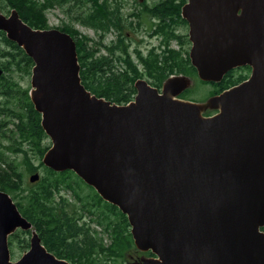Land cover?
Returning <instances> with one entry per match:
<instances>
[{"label": "water", "instance_id": "1", "mask_svg": "<svg viewBox=\"0 0 264 264\" xmlns=\"http://www.w3.org/2000/svg\"><path fill=\"white\" fill-rule=\"evenodd\" d=\"M180 12L201 81L241 66L249 76L203 101L179 97L187 75L160 89L138 78L118 104L81 83L69 33L32 28L14 8L0 30L33 61L29 96L50 141L42 164L73 171L126 215L134 246L152 254L136 264H264V0H186ZM16 229L30 231L29 248L12 261ZM0 264H71L3 190Z\"/></svg>", "mask_w": 264, "mask_h": 264}, {"label": "trees", "instance_id": "2", "mask_svg": "<svg viewBox=\"0 0 264 264\" xmlns=\"http://www.w3.org/2000/svg\"><path fill=\"white\" fill-rule=\"evenodd\" d=\"M186 0H156L136 2L127 14L120 4L108 0H0V12L14 8L19 17L32 28H52L46 11L68 6L71 19L90 27L96 39L84 35L71 22L56 27L69 33L76 45L81 83L91 93L118 104L132 100L134 81L146 78L150 85L160 88L173 74H184L202 84H210L209 96L247 78L250 68L242 66L227 71L217 83L201 81L190 64V42L181 27L187 22L181 17ZM143 15L148 16L149 36L159 38L143 54L139 44L131 49L132 39L125 30L135 31ZM112 40L106 42L108 34ZM175 42L177 47H172ZM135 53L137 62L132 54ZM32 59L0 30V190L11 195L20 213L31 223L46 249L71 264H99L106 260L123 264L124 254L135 250L126 215L115 205L103 200L73 171H53L45 167L41 157L50 141L40 125V114L30 100L28 85L22 83L31 73ZM196 85L185 89L180 97L194 99ZM212 111L207 110L206 114ZM1 139L8 142L4 144ZM11 153L20 154L21 161ZM33 158L38 159L35 165ZM42 168L40 178L24 183L25 174ZM88 188V189H87ZM63 191L70 192L67 197ZM91 216V219H87ZM78 220H82L79 224ZM96 221L108 233V245L89 222ZM264 230V227L262 228ZM29 230L17 229L8 237L12 245L27 250ZM24 250V251H25ZM146 254L151 253L145 252ZM109 264V263H108Z\"/></svg>", "mask_w": 264, "mask_h": 264}, {"label": "rangeland", "instance_id": "3", "mask_svg": "<svg viewBox=\"0 0 264 264\" xmlns=\"http://www.w3.org/2000/svg\"><path fill=\"white\" fill-rule=\"evenodd\" d=\"M110 3H114V4H120V10L122 13L127 14L130 10H132L134 8V6L136 5V2H139V0H108ZM147 2L149 4L153 3L156 0H144L143 2ZM68 6L59 8V7H55V8H51L49 10L46 11V17H47V23L50 27L52 28H56L57 26L60 27L63 23H68L71 22L74 27L76 29H78V31H80V33L87 35L93 39H96L97 34L93 31V29H91L90 27L84 26L79 24L78 22H75L74 20L71 19L70 15L73 14V12L69 13L67 10ZM4 13V12H2ZM142 26H137L135 31H130V30H125L126 32H128L129 37L132 39L131 42V49H133L134 47H136V44H139L138 47L140 48V50L142 51L143 54H146L147 49L152 46L157 44L159 38H157L156 36H149L148 34V25L150 23V19L148 18V16L143 15L141 18V22H140ZM181 31V33H186L188 31L187 26L186 27H181L179 29ZM114 37L113 33H110L106 36L105 41L108 42L110 40H112ZM172 47H177V44L175 42L171 43ZM190 46V45H189ZM133 60L136 62V57H135V53L132 54ZM146 79V78H145ZM191 86L190 88H193L194 85H196V94L193 95L194 99L196 101H203L206 98L209 97V90L211 89V85L210 84H202L198 81H194V79L191 78ZM22 83L24 85H28L30 87V75L28 76H24L22 79ZM1 142L4 144H7L8 142L6 141V139H1ZM12 157H14L17 161H21L22 157L20 154H16V153H11ZM33 163L35 165L38 164V159L33 158L32 159ZM37 172H39L40 176L43 174V170L42 168H39L37 170ZM30 174H25L24 176V183L26 184H30V182L28 181V176ZM88 189V188H87ZM64 194L67 197H71L70 192L68 191H63ZM11 196V195H10ZM98 231V228L95 227ZM13 248V254L11 253V260L15 261L17 260L21 254L24 252L25 249L20 248L16 242H14V244L12 245ZM140 256H143L142 253L138 252L137 250H131L130 252H126L124 254V258H123V264H128L129 262L138 260V258ZM112 264L111 262H107L106 260H102L100 261L99 264Z\"/></svg>", "mask_w": 264, "mask_h": 264}, {"label": "flooded vegetation", "instance_id": "4", "mask_svg": "<svg viewBox=\"0 0 264 264\" xmlns=\"http://www.w3.org/2000/svg\"><path fill=\"white\" fill-rule=\"evenodd\" d=\"M146 2V1H145ZM135 62V61H134ZM136 62H137V59H136ZM250 71H251V69L249 70V74H250ZM249 74H248V76H249ZM247 76V77H248ZM135 95V94H134ZM91 219V216H88V218L87 219ZM82 220H78V223L79 224H82V223H80ZM89 225H90V229L91 228H95V227H97L98 228V235H100V236H102V238H103V242H104V244L105 245H108L109 243H110V241H111V239H110V237H109V235H108V233L107 232H105L103 229H102V227L101 226H99L97 223H96V221H93V222H89ZM96 229V228H95ZM97 230V229H96ZM143 256H145V257H150V256H152V255H150V254H143ZM141 257V256H140ZM140 257L138 258V260H135V261H132V262H129L128 264H136L137 262H139V259H140Z\"/></svg>", "mask_w": 264, "mask_h": 264}]
</instances>
